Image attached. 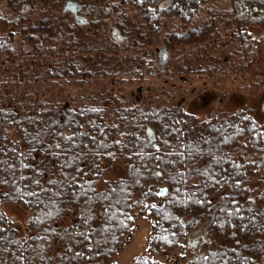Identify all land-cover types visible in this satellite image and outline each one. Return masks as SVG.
<instances>
[{
  "label": "trees",
  "instance_id": "obj_1",
  "mask_svg": "<svg viewBox=\"0 0 264 264\" xmlns=\"http://www.w3.org/2000/svg\"><path fill=\"white\" fill-rule=\"evenodd\" d=\"M3 1L11 17L0 22L24 38L0 36V264H114L142 216L151 220L157 252L184 243L189 264H264V122L251 109L200 122L182 105L148 108L135 98L129 109L111 110L35 92L39 82L52 88L59 80L155 71L148 48L156 38L170 49L194 47L161 75L249 71L256 40L247 30L259 26L264 38V0H174L170 12L155 13L153 0H140L131 20L114 0L108 11L93 7L107 20L116 11L122 46L107 36V23L84 37L86 26L76 27L71 36V24L57 19L61 8L49 0ZM252 5L257 16L246 10ZM56 41L63 51L51 58ZM118 160L125 174L106 180ZM159 181L163 197L162 186L154 187ZM5 204L29 213L24 230ZM131 264L160 263L138 256Z\"/></svg>",
  "mask_w": 264,
  "mask_h": 264
},
{
  "label": "rangeland",
  "instance_id": "obj_2",
  "mask_svg": "<svg viewBox=\"0 0 264 264\" xmlns=\"http://www.w3.org/2000/svg\"><path fill=\"white\" fill-rule=\"evenodd\" d=\"M52 2L49 0L50 5L53 4L56 9L62 8L63 1ZM78 2H83L84 0H76ZM117 4H120L119 8H122L123 13L130 19V15L133 16L134 13L138 12L137 6L140 0H114ZM111 0H87L86 4H97L95 9L99 6L110 10L112 7L110 5ZM112 3V2H111ZM43 4V3H42ZM167 2H164L162 6H165ZM254 5H252L253 7ZM109 7V8H108ZM88 8V7H87ZM90 8V13L88 14L89 24L83 30H79L80 34L90 35V33H85L92 28L102 27L105 23L108 24V35L110 37L111 28H116L115 24L119 20H115L116 11H112L108 20L103 13L92 10ZM25 9V8H24ZM11 10L7 5L6 1L0 0V17L2 19L11 17ZM118 14V12H117ZM250 14V13H249ZM258 11L252 12L250 16H257ZM32 16H39L38 13L32 12ZM201 16V15H200ZM123 20V19H122ZM131 20V19H130ZM71 20L65 19V25L70 24ZM178 23V21H177ZM180 31L183 33L187 29L186 23H181ZM89 28V30H87ZM95 29V30H96ZM261 27L250 26L248 27V33L250 37L254 38L252 45V50L255 53V58L253 65L250 67L249 71H236L233 74H227V72H215L213 74H184V75H161L159 69H164L171 64L176 66V64L182 63L184 52H192L193 46H181L175 49H170L165 45L163 38H156L155 42L150 44L149 50L152 53V58L155 60L154 70L149 73L148 67L143 68V74L140 77H132L130 75H112L111 77H104L103 79H89L87 83L84 82H74L71 80H59L56 82V86L52 85L50 87L49 81L46 84H38L37 90L46 91L47 94L42 93L41 96L50 99L51 95L56 97H65L71 95V103H101V106H106L107 109H114L117 107H123L129 109L131 106H135V98L140 95V97H145L146 107L154 106H179L182 105L184 110L197 116L198 120L201 122L203 120H210L211 118L221 119L225 115L234 112L236 109L241 110L251 109V114L256 116V118L263 123L264 122V111L262 110V103L264 101V38L262 37ZM169 30H166L167 32ZM13 32L15 38L22 39L24 34L20 35L18 29L13 25L5 26L4 23L0 22V36L3 38L7 34ZM163 31H160L162 34ZM62 34V31H60ZM55 37H58L55 36ZM17 39V41H19ZM114 42V41H113ZM59 47L58 50L52 53L51 58H57L62 54L63 51L60 42H55ZM112 43V42H111ZM20 44V43H19ZM49 45V43H46ZM167 47V55L160 59L161 49ZM67 53H71V50H67ZM48 61L52 59L46 57ZM112 58H115L112 56ZM227 59V57H225ZM113 63V61H111ZM226 69L228 68L225 64ZM150 88L148 94H144V88ZM40 88V89H39ZM25 91V90H24ZM41 93V92H40ZM231 95H226V94ZM229 97L230 100L224 97ZM204 99L202 100V98ZM96 101V102H94ZM137 101L141 102V98ZM137 105L141 106V103ZM131 105V106H130ZM125 161L121 162L118 160L113 163L110 167V171L105 176L106 180H113L119 177H123L126 172L124 166ZM164 183L159 181L156 186H163ZM153 187V188H154ZM2 209L5 214L12 218L14 225L19 230H24L25 221L29 213L25 212L18 206L14 205H2ZM69 223V220H64L63 224ZM151 220L146 216L138 217L135 221L136 229H134L128 239L127 243L118 251L116 256L117 264H131L132 261L138 256H146L151 260H155L160 264H189L188 251H182L186 246L184 243L180 245L174 252L170 254H164L157 252L150 248L151 240ZM185 245V246H184Z\"/></svg>",
  "mask_w": 264,
  "mask_h": 264
},
{
  "label": "flooded vegetation",
  "instance_id": "obj_3",
  "mask_svg": "<svg viewBox=\"0 0 264 264\" xmlns=\"http://www.w3.org/2000/svg\"><path fill=\"white\" fill-rule=\"evenodd\" d=\"M66 1H72V2L77 3V5L79 6L78 11H76V9L72 8V7H71V11L68 9L65 10L64 6H65ZM142 1L144 4V0H142ZM164 2H167V4L165 6H162V4ZM174 2H175L174 0H153V3L151 4V6H149V9L154 13H155V11H157V12H170L173 9ZM89 5H90V7L87 8V7H85V3L78 2L76 0H64L63 1V5L61 8V12L63 14H60V15L58 14L57 19H60V17L62 15H64L65 19L71 20V22H70L71 27H72L71 36L75 37V33H74L75 30L74 29L76 27H85L89 24L90 20L88 19V16H89L88 14L90 13V8L91 7L96 8V6H98L97 4H89ZM246 10L248 11V13L251 14L252 12L258 11L259 9L256 6H253V7L250 6ZM114 29L115 28H111V30L109 32L110 37L112 40H116L117 44H120V46H122V43L124 42V36L121 35L120 33L115 34ZM55 30H57V29L55 28ZM106 31L108 33V26L106 28ZM61 36H62V34L60 32H58V37L61 38ZM121 51H122V47H121ZM158 57L160 59L163 57V54L161 53V51H160V55H158ZM144 89L149 90V87L144 88ZM227 95L229 96L230 94H227ZM138 98H141L142 105H144L145 104V102H144L145 97L144 96L140 97V95H138L137 99ZM203 99H204V97L202 98V100ZM227 99L230 100L229 97ZM184 249H185V247L182 250H184Z\"/></svg>",
  "mask_w": 264,
  "mask_h": 264
},
{
  "label": "water",
  "instance_id": "obj_4",
  "mask_svg": "<svg viewBox=\"0 0 264 264\" xmlns=\"http://www.w3.org/2000/svg\"><path fill=\"white\" fill-rule=\"evenodd\" d=\"M71 7H72V8H75L76 11H78L79 6L77 5V3L72 2V1H66L65 6H64V9H65V10L68 9V10L71 11ZM69 8H70V9H69ZM161 53L164 54V56L167 55V49H166V47H163V48L161 49ZM262 110L264 111V101H263V103H262ZM146 134H147V138L149 139V141H151V142H154V141H155V135H154V131H153L152 128L148 127V128L146 129ZM158 174L160 175V172H159ZM166 193H167V188H166L165 186H162V187H160V188L158 189V195H159L160 197L165 196ZM114 264H117V262L115 261Z\"/></svg>",
  "mask_w": 264,
  "mask_h": 264
},
{
  "label": "crops",
  "instance_id": "obj_5",
  "mask_svg": "<svg viewBox=\"0 0 264 264\" xmlns=\"http://www.w3.org/2000/svg\"><path fill=\"white\" fill-rule=\"evenodd\" d=\"M5 213V212H4Z\"/></svg>",
  "mask_w": 264,
  "mask_h": 264
}]
</instances>
